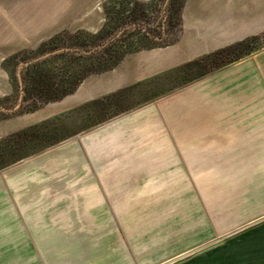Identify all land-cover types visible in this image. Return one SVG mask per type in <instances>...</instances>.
<instances>
[{
	"label": "rangeland",
	"instance_id": "rangeland-1",
	"mask_svg": "<svg viewBox=\"0 0 264 264\" xmlns=\"http://www.w3.org/2000/svg\"><path fill=\"white\" fill-rule=\"evenodd\" d=\"M168 1L0 0V140L26 129L29 114L50 116L67 107L64 98L45 102L36 92L41 91V83L43 87L63 84L64 76L77 65L71 57L52 58L79 52L72 43H87L90 38L85 33L94 36L107 25L105 39L97 38L95 45L83 48L84 55L98 58L114 42V48L108 49L114 57L128 49L148 51L188 36L186 14L193 22L200 16L196 13L201 3L208 13L225 9L226 3L175 0L169 13ZM255 36L251 54L264 49V32ZM53 38L57 39L48 43ZM54 51L58 52L37 61L46 63L29 75L39 81L45 75L48 81H38L26 93L22 74L33 64L27 63ZM219 64L148 83L138 91L148 97L125 95L123 108L169 90L177 91L176 96L185 102L193 94L184 95L197 80L192 79ZM182 86L185 91L179 92ZM153 105L141 106L135 120L153 119L163 108H170L175 116L173 103L159 109ZM58 116L38 124L53 133L49 139L56 142L68 134L76 136L0 170V264H156L227 234L256 212L246 209L243 201L253 179L242 176L243 162H234L229 176L183 177L176 161L115 160V155L120 159L137 156L146 147L119 143L122 129L115 127L114 119L83 131L82 126L95 120L74 124L66 112ZM139 131L135 128L134 135H140ZM42 147L35 143L30 149ZM200 179L202 185L197 186Z\"/></svg>",
	"mask_w": 264,
	"mask_h": 264
},
{
	"label": "crops",
	"instance_id": "crops-1",
	"mask_svg": "<svg viewBox=\"0 0 264 264\" xmlns=\"http://www.w3.org/2000/svg\"><path fill=\"white\" fill-rule=\"evenodd\" d=\"M225 2V9L216 13L205 12L201 3L196 13L200 16L193 22L186 14L189 37L170 46L126 55L111 70L89 75L62 99L67 107L61 112L29 114L31 118L23 127L56 120L64 112L74 124L95 120L82 126L83 131L114 119L115 127L121 126L124 134L119 143L146 147L137 156L120 159L115 155V160L176 161L183 177L229 176L234 162H243L242 176L253 178L243 201L246 209L256 212L227 234L175 252L156 264H264V49L193 81L188 90L187 85L178 87L179 92L188 91L184 95L193 93L185 102L176 96L177 91L169 90L150 94V99L135 107L123 108L125 95L148 97L146 92H138L148 83L170 78L184 64L264 32V0ZM112 99L117 101L112 104ZM154 103L158 109L173 103L175 116L170 108H163L153 119L135 120L134 113L144 108L141 106L155 107ZM135 128L141 130L140 135H134ZM76 135L68 134L66 139ZM196 183L201 186V179Z\"/></svg>",
	"mask_w": 264,
	"mask_h": 264
},
{
	"label": "trees",
	"instance_id": "trees-1",
	"mask_svg": "<svg viewBox=\"0 0 264 264\" xmlns=\"http://www.w3.org/2000/svg\"><path fill=\"white\" fill-rule=\"evenodd\" d=\"M175 0H169L165 4V9L169 13L172 11V9L175 7L174 4ZM176 11V9H175ZM115 17L113 18V20ZM111 20V18L108 19V22ZM107 26V25H106ZM105 26V27H106ZM100 29V31L92 36V34L85 33V35L90 38L87 43L85 44H79L77 40H75L72 45L75 46V49H78L79 52H74L72 54H60L54 56L52 59H59L62 57H71L74 62L76 63V68L72 69L73 71H69L66 75V80L63 82V84L54 86L53 84L51 86L44 85L41 83V91L39 93L36 92V94L40 95L42 98H46L45 102H52V101H59L65 96L73 93L77 87L80 85V83L89 75L92 74H98L102 73L108 70H111L114 68L126 55L131 54L135 51H130L129 49L127 51H124L122 54L118 55L117 57L112 56V53L109 52L110 49L114 48V43L110 45V47H105L103 51L101 52V56L96 58L95 55H84L82 54V51H85L83 48H87L90 46H93L96 44V39L98 38V41L104 40L105 39V33H106V28ZM109 36V35H107ZM55 39H51L48 43H52ZM257 39L256 36L250 37L240 43H237L235 45L217 50L209 55H206L204 57H201L199 59H196L192 62H189L187 64H184L177 68L175 70L176 73H188L192 69H201L204 66L208 65H213L220 63L219 65H215L214 69L211 71H205L203 73H200L198 76H196L194 79H198L200 77H203L209 73L218 71L225 66H228L229 64H232L243 57L250 55L253 50L252 46L254 41ZM93 40V41H92ZM95 41V42H94ZM110 48V49H109ZM109 49V50H108ZM108 50V52H107ZM82 52V53H81ZM109 55V58H107ZM232 56L231 59H229V56ZM105 57V58H104ZM45 60L42 62H36L33 63L32 65L27 68L24 73L22 74V79L24 82V89L26 93L31 92L30 88L34 85L35 87L38 86L37 82L39 80H33L32 77H29L31 75L32 71L38 72L41 67L45 64ZM28 77V78H27ZM39 82H46L48 81L45 79V75H42ZM65 79V78H64ZM192 80L187 81L191 82ZM68 81L69 84H68ZM68 84V85H67ZM65 86H68L66 89L64 88ZM48 87V88H47ZM53 87L56 88V90H48L52 89ZM34 88V87H33ZM35 89V88H34ZM47 89V90H45ZM35 93V92H34ZM39 96V97H40ZM53 136V133L49 130H47L43 124L41 125H34L31 127H28L16 134L10 135L2 140H0V170H3L9 166H11L13 163H16L20 160L26 159L29 156L33 154L39 153L41 150L48 148L52 146L53 144H56V142H61L62 140L66 139L63 137L62 139H57V141L54 142L49 139V137ZM48 137V139H47ZM47 140V141H46ZM39 143L42 145V149H30V147L35 144ZM30 149V150H29ZM29 150V151H28ZM6 159V161H4Z\"/></svg>",
	"mask_w": 264,
	"mask_h": 264
},
{
	"label": "water",
	"instance_id": "water-1",
	"mask_svg": "<svg viewBox=\"0 0 264 264\" xmlns=\"http://www.w3.org/2000/svg\"><path fill=\"white\" fill-rule=\"evenodd\" d=\"M57 52H58V51H54V52H51V53H49V54L42 55L41 57L35 58V59H33L31 62H28L27 64L37 62V61H39V60H41V59H44L45 57H48L49 55L55 54V53H57ZM19 82H20V80H19ZM12 111H13V110H12ZM176 263H177V261H174V262H171V263H169V264H176Z\"/></svg>",
	"mask_w": 264,
	"mask_h": 264
}]
</instances>
